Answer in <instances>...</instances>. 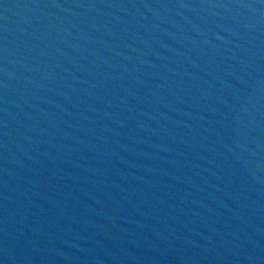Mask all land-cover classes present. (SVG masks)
<instances>
[{
	"label": "water",
	"instance_id": "1",
	"mask_svg": "<svg viewBox=\"0 0 264 264\" xmlns=\"http://www.w3.org/2000/svg\"><path fill=\"white\" fill-rule=\"evenodd\" d=\"M0 264H264V0H0Z\"/></svg>",
	"mask_w": 264,
	"mask_h": 264
}]
</instances>
